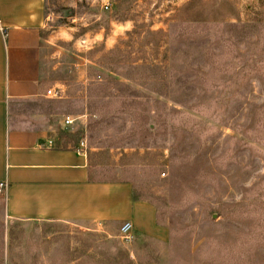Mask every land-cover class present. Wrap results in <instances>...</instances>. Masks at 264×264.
<instances>
[{
    "label": "rangeland",
    "instance_id": "374dc122",
    "mask_svg": "<svg viewBox=\"0 0 264 264\" xmlns=\"http://www.w3.org/2000/svg\"><path fill=\"white\" fill-rule=\"evenodd\" d=\"M44 14L67 76L17 126L83 141L162 237L7 221L0 202V264H264V0H46Z\"/></svg>",
    "mask_w": 264,
    "mask_h": 264
},
{
    "label": "crops",
    "instance_id": "0c3cea01",
    "mask_svg": "<svg viewBox=\"0 0 264 264\" xmlns=\"http://www.w3.org/2000/svg\"><path fill=\"white\" fill-rule=\"evenodd\" d=\"M46 0H0V195L7 221L132 224V237L160 238L154 209L134 199L126 180H102L87 147L62 144L49 125L17 126L24 103L51 98L46 91L67 76L53 67L42 34ZM33 117V116H32ZM44 122V121H42Z\"/></svg>",
    "mask_w": 264,
    "mask_h": 264
},
{
    "label": "built area",
    "instance_id": "2783aa9c",
    "mask_svg": "<svg viewBox=\"0 0 264 264\" xmlns=\"http://www.w3.org/2000/svg\"><path fill=\"white\" fill-rule=\"evenodd\" d=\"M60 91L56 89H49L46 91V96L51 98H59ZM74 122V118L71 116H66L63 123L65 126H70ZM80 147L85 148V143L83 141L80 142ZM5 188L4 182H0V195L2 194L3 190ZM132 225L129 222H124L120 228H119V235L120 237L125 241H131L132 235H131Z\"/></svg>",
    "mask_w": 264,
    "mask_h": 264
},
{
    "label": "trees",
    "instance_id": "16d2710c",
    "mask_svg": "<svg viewBox=\"0 0 264 264\" xmlns=\"http://www.w3.org/2000/svg\"><path fill=\"white\" fill-rule=\"evenodd\" d=\"M125 254V253H124ZM124 254L122 252L118 253V256H120L121 261H123L125 264H133L128 258L127 256H124Z\"/></svg>",
    "mask_w": 264,
    "mask_h": 264
}]
</instances>
